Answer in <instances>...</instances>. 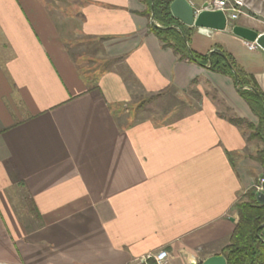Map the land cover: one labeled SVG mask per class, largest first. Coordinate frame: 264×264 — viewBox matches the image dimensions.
I'll list each match as a JSON object with an SVG mask.
<instances>
[{"label": "crops", "instance_id": "0c3cea01", "mask_svg": "<svg viewBox=\"0 0 264 264\" xmlns=\"http://www.w3.org/2000/svg\"><path fill=\"white\" fill-rule=\"evenodd\" d=\"M144 9L0 0V264H201L230 244L264 178L262 144L232 120L258 119L232 78L165 48ZM228 26L264 33L245 15ZM191 28V52L222 47L264 95V51ZM187 94L159 117L131 110Z\"/></svg>", "mask_w": 264, "mask_h": 264}, {"label": "trees", "instance_id": "16d2710c", "mask_svg": "<svg viewBox=\"0 0 264 264\" xmlns=\"http://www.w3.org/2000/svg\"><path fill=\"white\" fill-rule=\"evenodd\" d=\"M175 0H141L145 6L141 13L152 24L150 30L163 43L179 56L180 61L197 62L217 74L228 76L235 82L240 96L257 117V124L236 118L232 123L245 126L249 140H258L262 144L259 160L264 166V95L253 76L248 75L235 61L232 55L218 47L217 52L200 55L190 51L189 43L193 28L176 19L171 12ZM257 188L245 193L236 205L238 222L232 234L230 244L223 250L227 264H264V205L257 202Z\"/></svg>", "mask_w": 264, "mask_h": 264}, {"label": "water", "instance_id": "95a60500", "mask_svg": "<svg viewBox=\"0 0 264 264\" xmlns=\"http://www.w3.org/2000/svg\"><path fill=\"white\" fill-rule=\"evenodd\" d=\"M171 12L176 19L188 27H194L203 33L230 31L247 42L256 43L264 51V33L259 35L241 26H228L225 13L213 11L210 4H205L203 9L198 11L188 0H175L171 4ZM256 198L260 205H264L263 193L258 192ZM201 264H227V260L223 255H216L205 259Z\"/></svg>", "mask_w": 264, "mask_h": 264}, {"label": "rangeland", "instance_id": "374dc122", "mask_svg": "<svg viewBox=\"0 0 264 264\" xmlns=\"http://www.w3.org/2000/svg\"><path fill=\"white\" fill-rule=\"evenodd\" d=\"M212 5L215 0H209ZM236 1L240 2L241 6L239 7V18L240 16H248L259 20L264 23V0H229V7L233 8L236 6ZM235 3V4H234ZM151 21H153L151 19ZM207 93H211L212 96H216V93L211 91L209 92L208 89L205 90ZM191 96V95H190ZM188 94L183 97H175L171 98L170 100L167 97L157 99L155 97L152 98H143L138 103L132 105V113L134 117L139 119L151 118L154 116H161L162 113L166 112L170 108L175 106H181L180 108L186 109L187 102L191 99ZM183 105V107H182Z\"/></svg>", "mask_w": 264, "mask_h": 264}, {"label": "built area", "instance_id": "2783aa9c", "mask_svg": "<svg viewBox=\"0 0 264 264\" xmlns=\"http://www.w3.org/2000/svg\"><path fill=\"white\" fill-rule=\"evenodd\" d=\"M213 11H222L227 17V22L236 21L239 19V7L234 6L233 8L229 7V0H215L211 5ZM246 46L250 51L260 50L256 43L247 42ZM258 192L264 194V178L260 180L259 185L256 187ZM156 264H169L168 253L167 251H160L154 256Z\"/></svg>", "mask_w": 264, "mask_h": 264}, {"label": "bare ground", "instance_id": "6f19581e", "mask_svg": "<svg viewBox=\"0 0 264 264\" xmlns=\"http://www.w3.org/2000/svg\"><path fill=\"white\" fill-rule=\"evenodd\" d=\"M236 6H241L240 2L236 1Z\"/></svg>", "mask_w": 264, "mask_h": 264}]
</instances>
